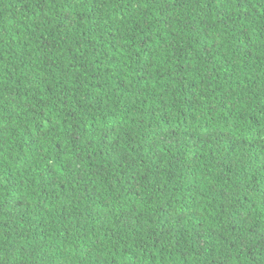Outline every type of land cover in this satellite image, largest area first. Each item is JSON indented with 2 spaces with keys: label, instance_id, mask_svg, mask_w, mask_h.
Masks as SVG:
<instances>
[{
  "label": "trees",
  "instance_id": "1",
  "mask_svg": "<svg viewBox=\"0 0 264 264\" xmlns=\"http://www.w3.org/2000/svg\"><path fill=\"white\" fill-rule=\"evenodd\" d=\"M0 264H264V0H0Z\"/></svg>",
  "mask_w": 264,
  "mask_h": 264
}]
</instances>
